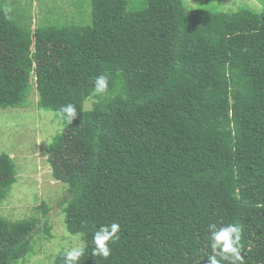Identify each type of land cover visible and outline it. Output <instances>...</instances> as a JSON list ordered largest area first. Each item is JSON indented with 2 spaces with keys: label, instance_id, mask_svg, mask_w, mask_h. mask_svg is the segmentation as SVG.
I'll return each mask as SVG.
<instances>
[{
  "label": "trees",
  "instance_id": "trees-1",
  "mask_svg": "<svg viewBox=\"0 0 264 264\" xmlns=\"http://www.w3.org/2000/svg\"><path fill=\"white\" fill-rule=\"evenodd\" d=\"M137 4L91 0L90 25L33 29L0 0V108L28 107L34 90L42 110L76 106L47 161L69 187L79 264H208L210 224H237L242 264H264V10ZM100 74L109 88L94 96ZM16 182L1 154L0 209ZM114 222L111 255L94 257L95 232ZM39 223L0 216V264L35 254Z\"/></svg>",
  "mask_w": 264,
  "mask_h": 264
},
{
  "label": "rangeland",
  "instance_id": "rangeland-1",
  "mask_svg": "<svg viewBox=\"0 0 264 264\" xmlns=\"http://www.w3.org/2000/svg\"><path fill=\"white\" fill-rule=\"evenodd\" d=\"M141 9V0H134ZM187 10L204 9L235 13L249 7L264 10L259 0H184ZM10 18L23 28L47 26H88L91 24V0H2ZM39 94L33 91L28 107L0 108V155L14 160L17 182L5 199L0 216L9 221L38 218L35 230V254L19 264H55L65 248L84 244L81 236L69 233L65 225L64 202L71 198L68 185L54 180L48 164L47 150L63 132L64 124L54 111L38 106ZM93 102L87 100L85 108ZM64 205V206H62ZM45 223L52 237L47 238Z\"/></svg>",
  "mask_w": 264,
  "mask_h": 264
},
{
  "label": "clouds",
  "instance_id": "clouds-1",
  "mask_svg": "<svg viewBox=\"0 0 264 264\" xmlns=\"http://www.w3.org/2000/svg\"><path fill=\"white\" fill-rule=\"evenodd\" d=\"M109 88V77L107 74H100L96 77L92 95L102 96L107 93ZM77 108L72 103L61 106L58 114L68 124H72L77 118ZM211 230L210 241L212 255L207 261L208 264H221V261H229L230 264H242L241 255V228L237 224H228L217 229L214 224L209 225ZM120 225L111 223L101 225L93 236L95 247L92 249L94 257L107 259L111 255L110 243L119 239ZM86 244H79L65 249L63 260L64 264H79L86 251ZM219 257V259H218Z\"/></svg>",
  "mask_w": 264,
  "mask_h": 264
}]
</instances>
